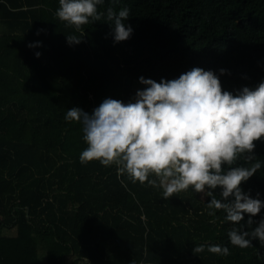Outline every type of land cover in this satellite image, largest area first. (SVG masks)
I'll use <instances>...</instances> for the list:
<instances>
[{
    "label": "trees",
    "instance_id": "trees-1",
    "mask_svg": "<svg viewBox=\"0 0 264 264\" xmlns=\"http://www.w3.org/2000/svg\"><path fill=\"white\" fill-rule=\"evenodd\" d=\"M58 6L0 0V264H264L257 239L229 242L233 222L223 210L209 215L210 197L189 188L164 199L158 183L133 182L115 164L81 163L82 125L65 119L73 106L91 113L105 98L127 102L145 87L140 76L159 82L193 67L212 70L222 90L254 88L264 79V0H103L105 16L130 10L133 32L117 43L105 16L77 30ZM253 143L264 162V138ZM240 186L264 200V164Z\"/></svg>",
    "mask_w": 264,
    "mask_h": 264
},
{
    "label": "clouds",
    "instance_id": "clouds-1",
    "mask_svg": "<svg viewBox=\"0 0 264 264\" xmlns=\"http://www.w3.org/2000/svg\"><path fill=\"white\" fill-rule=\"evenodd\" d=\"M103 0H58L55 15L77 30L89 22L99 21ZM129 8L106 9L113 43L130 38L133 28L126 23ZM44 29H37L39 34ZM71 45L81 37L66 36ZM40 41L28 43V47ZM39 57L40 52H35ZM221 74L226 69L220 68ZM145 87L137 89L127 102L105 98L91 113L78 106L68 108L65 119L82 125L86 147L81 163L96 160L101 165H117V172L133 182L158 186L167 199L182 190L210 197L209 215L223 210L224 219L233 222L229 242L240 248L257 239L264 246V214L258 222L253 216L264 208L259 193L254 198L242 190L241 183L256 173L264 162L252 151L255 140L264 138V79L254 88L241 86L222 90L212 70L193 67L177 78L138 77ZM243 159L248 166L237 164ZM234 165V166H233ZM230 166V167H224ZM154 174L157 179H150ZM219 188V199L213 190ZM247 213L244 224L240 222ZM255 224L251 231L245 225ZM204 245L198 250L203 251ZM208 251L229 255L227 245L209 244ZM135 264V262H131Z\"/></svg>",
    "mask_w": 264,
    "mask_h": 264
},
{
    "label": "rangeland",
    "instance_id": "rangeland-1",
    "mask_svg": "<svg viewBox=\"0 0 264 264\" xmlns=\"http://www.w3.org/2000/svg\"><path fill=\"white\" fill-rule=\"evenodd\" d=\"M6 30V26L0 21V33H3L4 31ZM137 89H140V87L136 86L135 87V92ZM134 92V94H135ZM198 193V196L201 200H204L206 196H202L201 193L197 192Z\"/></svg>",
    "mask_w": 264,
    "mask_h": 264
}]
</instances>
